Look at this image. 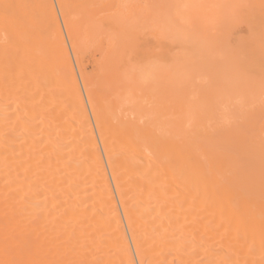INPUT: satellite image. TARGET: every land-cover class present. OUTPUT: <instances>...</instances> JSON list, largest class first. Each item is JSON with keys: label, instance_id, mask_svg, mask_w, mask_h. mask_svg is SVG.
I'll list each match as a JSON object with an SVG mask.
<instances>
[{"label": "bare ground", "instance_id": "bare-ground-1", "mask_svg": "<svg viewBox=\"0 0 264 264\" xmlns=\"http://www.w3.org/2000/svg\"><path fill=\"white\" fill-rule=\"evenodd\" d=\"M0 264H264V0H0Z\"/></svg>", "mask_w": 264, "mask_h": 264}, {"label": "snow or ice", "instance_id": "snow-or-ice-1", "mask_svg": "<svg viewBox=\"0 0 264 264\" xmlns=\"http://www.w3.org/2000/svg\"><path fill=\"white\" fill-rule=\"evenodd\" d=\"M10 5H4L5 11L7 12V10L10 8Z\"/></svg>", "mask_w": 264, "mask_h": 264}]
</instances>
